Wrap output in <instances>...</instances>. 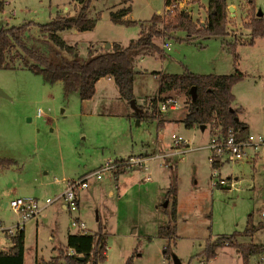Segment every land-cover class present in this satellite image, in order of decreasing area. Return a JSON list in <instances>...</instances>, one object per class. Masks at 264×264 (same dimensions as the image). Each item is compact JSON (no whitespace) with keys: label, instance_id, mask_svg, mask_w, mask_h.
<instances>
[{"label":"rangeland","instance_id":"rangeland-1","mask_svg":"<svg viewBox=\"0 0 264 264\" xmlns=\"http://www.w3.org/2000/svg\"><path fill=\"white\" fill-rule=\"evenodd\" d=\"M178 1L182 3L178 8L188 11L194 20H205L208 0ZM226 1L231 4L227 5L231 22L225 36L189 39L184 31H177L170 38L154 39L160 47L167 42L169 49L144 54L142 62L136 63L139 71L134 74L133 90L137 106L147 109L158 94L153 72L232 74L237 70L243 77L232 92L239 120L249 123L251 129L264 123V38L249 43L250 32L243 24L249 0ZM263 2L254 0L256 11L264 16ZM127 7L130 11L123 19L136 23L118 24L110 19L112 11ZM77 10L73 0H5L0 27L43 24L57 15H75ZM167 10L165 0H92L89 17H99L96 26L88 31L66 29L59 35L76 45L78 56L85 60L89 47L96 53L107 44L110 48L112 42L128 45L138 37L141 23L156 13L166 17ZM95 87L89 100L77 93L65 98L60 81L46 83L28 68L0 69V157L14 160L12 165L0 166V221L7 225L17 220V214L5 206L11 199L25 195L53 198L54 182L61 177L95 170L108 159L119 161L128 154H139L145 143L152 148L160 140L168 153L174 134L195 149L171 156L170 163L150 160L151 180L144 178L142 170H131L139 165L133 164L119 180L111 170L104 171L101 179L91 177L90 186L80 191L86 232L94 233L101 226L105 237L104 264H125L131 256L132 264H174L175 258L181 264H241L232 247L218 248L209 261L201 253L208 242L232 234L238 243L264 244V226L252 235L243 233L247 226L264 224V150L253 159H221L218 175L212 177L209 150L200 146L219 129L210 124L205 131L197 125L186 127V95L170 92L179 105L155 118L140 119L138 124L114 81L102 79ZM162 114L165 124L158 126ZM220 179L227 183L217 186ZM50 205L24 223V264H65L60 251L65 250L67 231L83 232L70 226V213L58 208V202ZM78 212L72 215L77 217ZM161 225L174 227L171 240L157 235ZM261 254L252 255L249 264H264Z\"/></svg>","mask_w":264,"mask_h":264},{"label":"trees","instance_id":"trees-1","mask_svg":"<svg viewBox=\"0 0 264 264\" xmlns=\"http://www.w3.org/2000/svg\"><path fill=\"white\" fill-rule=\"evenodd\" d=\"M78 7L75 15H57L49 22L39 24L28 22L21 25L0 27V69L28 68L40 74L46 83L61 82L63 96L69 97L77 93L81 99H91L96 91L95 84L98 79L109 76L113 78L123 99L130 102L134 99V70L136 60L153 52L162 53L164 49L155 42V38L167 39L177 31H184L187 37H221L227 34V26L231 22L228 16L226 0H208L207 16L203 22L194 20L192 15L178 8V0H165L168 9L167 15L153 14L146 22L141 23L138 37L124 46L119 42H112L110 48H104L94 53L88 48V57L81 60L76 45L68 44L59 32L66 29L77 31L92 30L99 19L89 17V8L92 0H73ZM5 0H0V12L4 11ZM130 7L110 13V19L118 24H131L136 21L123 19L129 13ZM244 27L250 32L249 43L256 38H264V16H258L254 0H249ZM38 31L35 34L34 31ZM236 42L231 44L234 49ZM164 53V52H163ZM158 79V95L149 101L147 109H133L135 118H155L159 114L158 102L174 95L163 94L174 92L187 96V115L184 123L187 127L210 124L224 134L228 128L244 133L245 124L238 119L237 110L233 108L235 96L233 85L242 79L243 74L235 71L232 74H196L184 72L182 74H166L153 72ZM192 87L196 88V98L190 94ZM151 110V111H149ZM159 119V118H158ZM14 163L11 158L0 157V166H9ZM214 168L219 165L212 163ZM115 178L124 171L117 167ZM175 196V187L172 188ZM174 204L176 199L173 198ZM263 223L251 225L243 233L252 235L254 231L262 228ZM158 236L171 240L174 237V227L161 225ZM11 245L0 249V264H23L25 253L24 230L9 237ZM223 246L234 248L241 257V264H249L252 255L262 253L264 244L238 243L235 234L221 236L213 242H208L201 253L206 261L215 257L217 249ZM72 251V254L68 253ZM65 264H104L106 261V242L104 234L99 231L89 233L86 231L69 233L65 250L60 251ZM168 256L169 246L164 249ZM132 257L125 264H132ZM53 263L55 261H52Z\"/></svg>","mask_w":264,"mask_h":264},{"label":"built area","instance_id":"built-area-1","mask_svg":"<svg viewBox=\"0 0 264 264\" xmlns=\"http://www.w3.org/2000/svg\"><path fill=\"white\" fill-rule=\"evenodd\" d=\"M181 4L179 3V5ZM167 7L168 9L172 8V6ZM177 105L176 99L168 97L158 102V110L164 112L168 110V108H174ZM172 140L170 152H156L153 156L162 159L167 156L183 154L191 150L188 141L182 136L172 134ZM205 148L210 152L209 159L211 163L217 162L223 158L230 161L253 159L258 155L259 151L264 150V132L241 135L239 131L228 128L224 134L218 133L213 135L205 145ZM145 161L146 159L140 156L130 157L126 161H106L95 170L88 171L78 178L67 180L64 189L53 198L47 197L45 200H40L34 196L25 195L11 199L9 201V207L17 214L18 218L15 222L7 225L0 221V240L7 239L17 234L19 231L24 230L25 221L36 217L43 209L54 202L62 203L71 214L76 213L79 208L78 192L90 186L89 179L91 177L101 179L104 171H110L123 165L125 167H129L133 164L141 165ZM213 174L216 175V172L214 171ZM148 178L149 175H147V179ZM226 183L224 179H220L217 185H224ZM70 226L80 231H86L85 222L81 221L76 216H72ZM70 253L72 254V251Z\"/></svg>","mask_w":264,"mask_h":264},{"label":"crops","instance_id":"crops-1","mask_svg":"<svg viewBox=\"0 0 264 264\" xmlns=\"http://www.w3.org/2000/svg\"><path fill=\"white\" fill-rule=\"evenodd\" d=\"M264 3V2H263ZM227 5H231V4H229L228 2H227ZM261 12V11H260ZM262 13V12H261ZM75 32H77V30H74ZM134 40V39H133ZM165 47L166 48H168L169 49V44L167 43V42H164L163 44H162V48L163 49H165ZM145 57H139L137 60H136V63L137 64H139L140 62H142V60L144 59ZM140 59V60H139ZM102 79H107V80H110V81H113L112 80V78L111 77H109V76H106V77H102V78H100V79H98L97 80V82H96V84H95V86L98 84V82L100 81V80H102ZM158 95V94H157ZM166 95H173V94H171V93H166V94H163L162 96H166ZM175 99V98H174ZM178 105H179V103H177ZM233 108H235L234 106H233ZM169 109H173V108H169ZM236 109V108H235ZM162 113H164V112H162ZM166 118V117H165ZM167 119V118H166ZM171 120H172V118H170ZM239 119V118H238ZM140 119H138L137 118V123L139 124L140 123ZM240 121H242V120H240ZM244 124H245V127H246V129H245V131H244V133H241L240 132V134L241 135H245V134H247V133H253V134H258V133H262V132H264V123H262L261 125H260V123H259V125L260 126H254V127H252V129H253V131H251L252 129L250 128V124L249 123H247V122H244V121H242ZM165 124V119L163 118V114L160 116V118L159 119H157V125L158 126H163ZM187 127V126H186ZM192 127H194V126H192ZM207 127H208V124H205V125H203V128H201V125H200V129H201V131H205L206 129H207ZM217 131V130H216ZM163 147H164V145H163V143L160 141V140H157V142H156V145L154 146V147H152L151 148V146H150V144L149 143H145V144H142V147H141V151L139 152V154H128V155H126V156H123V157H121V158H119L118 160L120 161L122 158H124V157H127V156H130V155H139L140 157H142V158H144V159H146V161L143 163V164H141V165H138L137 167H135V168H133V169H131V170H142V173L144 174V178L146 179V180H151V171L149 170V167H148V165H149V162H150V160H160V161H164L165 163H170L171 161H167L171 156H167V157H165V158H155L154 156H153V154L154 153H156V152H161V153H167L164 149H163ZM171 147V146H170ZM191 148V150L192 149H195L194 147H190ZM200 148H203V149H206L205 148V145L203 146H200ZM206 150H208V149H206ZM210 153V152H209ZM152 157H154V158H152ZM117 160V159H116ZM208 160H209V157H208ZM221 160V159H220ZM220 160H218L217 162H214V163H216V164H218L219 166L222 164V161L220 162ZM106 161H110L109 159L108 160H106ZM105 161V162H106ZM155 163H156V161H155ZM101 164H103V163H101ZM100 164V165H101ZM163 165V163H159L158 164V166L159 167H163L162 166ZM121 167V166H120ZM121 168H123V167H121ZM170 168H172V165L170 166ZM116 169L117 168H115V169H113V170H111L112 171V173H113V176L115 177V173L117 172L116 171ZM127 170H129V169H126V167H124V171L123 172H121L120 174H118V176H117V180H119V175H122V174H125V172L127 171ZM92 171V170H91ZM216 172V175H214L213 174V172ZM88 171H86V172H84V173H81V174H78L77 176H72V175H65V176H63V177H61V180L59 181V180H57L56 182H54V184H55V186H54V190H55V192L53 191L52 193H56V194H59L63 189H64V187H65V183L67 182V180H70V179H75V178H78V177H80V176H82L83 174H85V173H87ZM147 175H149V178L147 179ZM218 175V168L216 169V168H213V171H212V177H215V176H217ZM227 182V181H226ZM228 184L229 185H227V188H229L230 187V184H231V182H228ZM217 185V184H216ZM217 186H220V185H217ZM56 194H54V195H56ZM82 193L80 194V191L78 192V198H79V208H78V216H77V218H79L80 220H81V216H82V207H81V199H82ZM47 197H49V196H47ZM46 197V198H47ZM56 203V202H55ZM55 203H53V204H55ZM53 204H51V205H53ZM58 208H60V209H62V210H65V211H68L65 207H64V205L62 204V203H60V202H58ZM50 205V206H51ZM5 206H9V203L8 202H6L5 203ZM49 206H47L46 208H48ZM45 208V209H46ZM45 209H43V210H45ZM42 210V211H43ZM54 210H57V208L56 209H54ZM41 211V212H42ZM40 212V213H41ZM39 213V214H40ZM68 213H70L69 211H68ZM38 214V215H39ZM37 215V216H38ZM70 215V218H72V214L70 213L69 214ZM36 216V217H37ZM71 220V219H70ZM82 221H83V219H82ZM2 222V221H1ZM13 222V221H12ZM11 222V223H12ZM264 228V227H263ZM99 231L101 230V226H99L98 228H97ZM96 229V230H97ZM86 230H87V227H86ZM96 230H93V232L95 233V231ZM78 231H67V233H66V240H67V236H68V234L69 233H77ZM11 245V241L9 240V238H7V239H2V240H0V249H2V250H5V249H7L9 246ZM71 252V251H70ZM262 254H263V252H262ZM261 254V257H260V260H263L264 259V254L262 255ZM24 257H25V253H24ZM263 257V258H262ZM24 264V263H23Z\"/></svg>","mask_w":264,"mask_h":264},{"label":"water","instance_id":"water-1","mask_svg":"<svg viewBox=\"0 0 264 264\" xmlns=\"http://www.w3.org/2000/svg\"><path fill=\"white\" fill-rule=\"evenodd\" d=\"M231 8H232V7H229V10H230V11L232 10ZM261 15H262V13L259 11V12H258V16H261ZM109 46H110V44H107L106 48H108ZM134 70H137V68H134ZM0 91H1V90H0ZM190 94H191L192 99L194 100V99L196 98V88H195V87H192V88H191V90H190ZM129 103H130L131 107H132L135 111L138 110V107H137V105L135 104V100H134V99H131ZM201 128H203V125H201ZM164 205H167V201L164 203ZM174 264H181V261H180L179 259L175 258Z\"/></svg>","mask_w":264,"mask_h":264}]
</instances>
